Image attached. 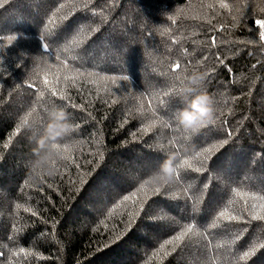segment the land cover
<instances>
[{
	"label": "trees",
	"instance_id": "obj_1",
	"mask_svg": "<svg viewBox=\"0 0 264 264\" xmlns=\"http://www.w3.org/2000/svg\"><path fill=\"white\" fill-rule=\"evenodd\" d=\"M258 19L264 0H0V264H198L195 239L160 250L189 223L218 241L238 236L236 257L264 243V222L246 214L209 228L233 189L264 195ZM77 35L80 47L63 52ZM173 62L207 73L215 113L195 133L176 130L174 114L185 104L176 93L164 95L178 83ZM45 76L66 100L51 96ZM53 100L67 105L75 126L61 142L71 151L57 160L55 175L33 180L36 145L28 130L16 128L32 107L40 111ZM174 137L189 155L212 149L200 172L180 174L196 195L207 185L195 213L181 186L138 191L165 159L159 144ZM133 194L135 205L123 202ZM20 248L31 254L11 256L9 249ZM239 264H264V248Z\"/></svg>",
	"mask_w": 264,
	"mask_h": 264
},
{
	"label": "snow or ice",
	"instance_id": "obj_2",
	"mask_svg": "<svg viewBox=\"0 0 264 264\" xmlns=\"http://www.w3.org/2000/svg\"><path fill=\"white\" fill-rule=\"evenodd\" d=\"M221 7L227 8V4H221ZM50 23H55V21H50ZM255 23L259 26L262 31L259 33V40L264 42V19H258L255 21ZM83 31V29H81ZM17 38L15 36L9 37L8 39V45H12L13 41H16ZM83 43L81 37L77 35L74 37L68 47H65L62 51L67 53L70 49L72 51H75L80 47V45ZM4 45L2 42H0V52L4 51ZM43 47L47 48V45H43ZM55 59L59 60V57H55ZM63 67L67 69V61H62ZM184 66L180 62H173L171 64V72L176 74L175 79L179 80L180 76L179 74L183 70ZM5 71V69L0 68V72ZM67 79H74V77L71 76H65ZM120 80L128 81V76H123L119 78ZM59 82V77H57V83ZM112 84H117V78L113 77L111 80ZM44 83L50 86V81L47 79V76H45ZM51 96L57 97L61 100H66L67 97L62 94L61 91H59L55 87L50 86ZM172 93H176V88H173L170 90V92L165 93L164 95H169ZM45 96V93L43 91L39 94V99H43ZM163 102V101H161ZM51 103H55V100L51 101ZM151 101H149V109H151ZM72 107H75V105H71ZM63 107H67V105H63ZM143 107V106H141ZM47 120V106L44 104L40 105V111H37L36 107H32L23 117L20 119V123L16 128V132L19 133L22 130H27L26 125L29 122H38L41 125ZM213 122V119L210 121ZM207 123L201 124L199 126V129L206 126ZM155 125V121L153 122V125ZM180 127L177 125V131H179ZM184 133H187L185 130H183ZM184 139H187V137H183ZM181 137H174L173 139L169 140L167 144L160 143L159 149L162 151V153L166 154L168 149H175L177 153H179V158L175 161L174 165V172L172 173V179L167 180L164 179L163 176L154 175L152 177H149L147 180H145L138 189L139 192H147L148 186L151 185V190L154 192H160L162 189L164 190H172L176 186H181L183 188L184 194L188 197L190 201H192V208L193 212L195 213L197 206L202 203L203 200V193L206 192L207 185L204 186V189L201 190V195H196L194 192H192V185L182 186L180 181V174L181 171H196L200 172L203 168V164L205 160L208 158L207 154L212 151L211 148L205 149L203 152H197L195 155H189L187 153H183L181 151L179 140ZM64 140V138L58 143L54 144L53 147L58 148L61 151V156L59 160L66 161L69 159L68 153L71 151V148L68 145H63L61 142ZM7 147V145H5ZM51 163L56 167L57 166V160L53 159ZM199 165V167L197 166ZM59 169H57V172ZM56 174V173H55ZM54 174V175H55ZM43 174H41V179L43 178ZM27 183V182H26ZM192 192L191 195L189 193ZM239 200L243 204L242 209H237L235 207V202ZM131 201L133 205H135L138 201L136 200V194H133V196L124 197L123 202ZM121 202V203H123ZM21 207L20 205H17V208ZM120 207V204L115 205L112 209L109 210V217L115 213L117 208ZM144 205L141 203L139 204L138 209L133 214V219L136 216H139L140 212L143 211ZM27 210V209H26ZM35 214V213H33ZM247 215L250 217L251 220L255 221H261L264 222V195H258L256 193L248 192V191H242L240 189H233V198L230 199L227 203V205L220 210L216 216L213 218V221L209 228L211 229H218L222 228L225 224H231L232 222H242L244 215ZM195 239L196 246L199 247L200 252L202 253V258L198 257V264H239L240 261H247L248 259L253 256L256 251H258L260 248H264V243H254L248 251L243 252L238 257L234 254V245L236 243V240L239 239V237H235L234 239H223V240H217L215 236H210L207 230L201 231L196 224L189 223L184 226L183 230L175 236L172 240L166 241L164 244L160 246V250L163 251V249L174 242H183L185 240L193 241ZM6 247V246H4ZM11 256L17 257V256H27L31 253L27 252L24 248H20L18 251H12L9 249ZM5 252L0 250V259L4 258Z\"/></svg>",
	"mask_w": 264,
	"mask_h": 264
},
{
	"label": "clouds",
	"instance_id": "obj_3",
	"mask_svg": "<svg viewBox=\"0 0 264 264\" xmlns=\"http://www.w3.org/2000/svg\"><path fill=\"white\" fill-rule=\"evenodd\" d=\"M175 75L174 80L178 82L175 87L176 95L182 99L185 107L174 114V119L187 133H195L201 124L210 122L215 113L214 100L208 94L204 83L207 73L198 69L182 70L179 80L175 79ZM26 127L30 134L29 140L36 145L35 159L30 164L32 179H39L41 174L53 176L56 167L51 161L59 160L61 156V151L53 145L75 130L69 113L65 108L50 103L47 107V120L42 125L38 122H29ZM178 156L177 152H166L156 175L171 180Z\"/></svg>",
	"mask_w": 264,
	"mask_h": 264
}]
</instances>
